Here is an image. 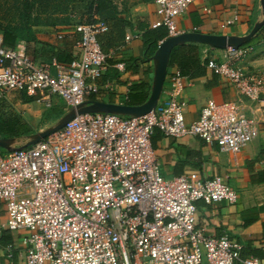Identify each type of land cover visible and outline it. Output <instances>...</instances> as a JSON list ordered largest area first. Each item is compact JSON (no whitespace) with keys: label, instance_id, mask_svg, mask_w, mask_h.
Segmentation results:
<instances>
[{"label":"built area","instance_id":"2783aa9c","mask_svg":"<svg viewBox=\"0 0 264 264\" xmlns=\"http://www.w3.org/2000/svg\"><path fill=\"white\" fill-rule=\"evenodd\" d=\"M192 1L154 0L159 19L153 27L178 34L176 17ZM74 29L80 54L69 63L39 61L24 46L0 40V98L25 90L41 94L47 107L58 96L68 109L97 93V80L112 58L98 40L108 24L93 14ZM243 47L223 49L221 61L210 54L206 65L264 108V73L240 65L247 54ZM115 67L123 70L125 64ZM183 86L180 73H172L167 95L143 115L78 114L28 147L0 151L3 227L28 232L22 239L25 264H263L255 255L243 256L242 243L228 234L212 236L197 224V201L233 204L237 190L218 174L165 177L151 138L159 128L237 153L264 128V117L246 116L235 101L208 99L188 123L187 102L179 96ZM12 248L6 247L10 258Z\"/></svg>","mask_w":264,"mask_h":264},{"label":"crops","instance_id":"0c3cea01","mask_svg":"<svg viewBox=\"0 0 264 264\" xmlns=\"http://www.w3.org/2000/svg\"><path fill=\"white\" fill-rule=\"evenodd\" d=\"M93 3L94 12L90 13L89 20L95 14L107 22L108 29L100 35L102 37L104 35V45L112 53L106 70L97 80L99 91L94 93L96 99L140 104L148 98L154 76L153 61L150 57H145L144 42L145 32L154 28L152 24L159 19L154 0H94ZM53 15H57L55 16L57 18L43 21L32 18L31 21L25 20L23 23L15 24L19 27L28 24L35 38L31 40L18 38L13 47L24 46L26 52L39 61L54 58L61 63H69L79 56L80 35L74 26L89 20L78 21L76 15L70 12L64 18H60L61 14ZM234 15L238 16L237 19L227 23ZM261 18L260 0H193L188 9L176 17V24L179 33L200 31L243 35ZM2 35L3 29H0L1 42ZM60 35L62 37H58ZM127 35L131 38L126 39ZM251 43H255V51L244 57L240 65L249 71L264 73V68L260 69L264 67V25L245 45ZM195 44L201 48L200 59L203 67L195 70V73L200 74L193 79L181 74L178 67L168 66L162 95H167L170 75L178 72L184 81L179 96L187 102L186 122H192L199 117L201 108L208 99H213L217 103L235 101L243 114L262 120L264 108L240 94L228 80L207 67L206 63L204 65L210 54H214L218 61L223 60L225 50L218 48L211 50L204 44ZM118 62L125 64L123 70L115 67ZM6 96L25 118L44 116L47 108L54 115L62 109L67 110L58 96H52V104L46 108H42L44 102L39 93L34 95L36 97L34 101L27 103L20 100L19 90H13ZM56 119L49 121L54 122ZM151 144L159 160L161 173L165 177L193 171L205 178L215 174L224 176L227 183L237 190L238 201L233 204L222 201L211 205L202 200L197 201V224L205 227L206 232L212 236L228 234L232 239L242 243L243 256L255 255L264 264L263 126L261 125L257 136L237 153L222 151L216 144H208L194 135L168 136L159 128H155ZM6 219V207L0 200V264H25L26 246L22 239L28 232L12 231L3 227ZM9 244L13 245L11 258L8 257L6 249Z\"/></svg>","mask_w":264,"mask_h":264},{"label":"water","instance_id":"95a60500","mask_svg":"<svg viewBox=\"0 0 264 264\" xmlns=\"http://www.w3.org/2000/svg\"><path fill=\"white\" fill-rule=\"evenodd\" d=\"M262 18L254 23L250 31L243 35L238 34H216L200 31L181 32L168 36L160 42L157 49L150 57L154 65V76L151 91L148 98L140 104H126L99 99H86L76 106L68 108L51 125L38 131L29 133L21 138L0 137V148L11 151L28 147L49 134L61 129L68 121L78 114L83 113H114L118 115L139 116L155 108L165 86V79L172 50L184 43L204 44L211 48L238 49L249 43L264 25V0H260ZM22 141L20 144L17 142Z\"/></svg>","mask_w":264,"mask_h":264},{"label":"trees","instance_id":"16d2710c","mask_svg":"<svg viewBox=\"0 0 264 264\" xmlns=\"http://www.w3.org/2000/svg\"><path fill=\"white\" fill-rule=\"evenodd\" d=\"M90 21V20H89ZM3 29L2 43L8 46H13L16 39L22 38L24 40H31L35 38V35L31 27L26 24L25 26H0ZM168 37V31L166 26L160 25L149 29L144 34L145 42V57H151L157 49L159 43ZM104 35H98V40L101 44V48L105 53L109 52V48L104 45ZM110 45V44H109ZM207 46V45H204ZM210 48L209 46H207ZM217 49V48H214ZM201 48L195 43H184L177 45L171 53L169 66H176L179 68L181 74L187 75L190 78L197 77L200 73L195 70L201 69L203 66L200 59ZM110 61V59H108ZM207 63L205 59L204 65ZM20 91V100L24 103L34 101L36 97L29 95L25 90ZM95 94H91L88 99H96ZM49 108L46 109L45 115L49 119H56L60 116L64 110L62 109L57 114H53ZM30 129L26 118L18 112L15 107L8 101L7 96L0 98V137H17L21 138L29 133ZM2 149V148H0ZM3 150V149H2Z\"/></svg>","mask_w":264,"mask_h":264},{"label":"rangeland","instance_id":"374dc122","mask_svg":"<svg viewBox=\"0 0 264 264\" xmlns=\"http://www.w3.org/2000/svg\"><path fill=\"white\" fill-rule=\"evenodd\" d=\"M93 2L94 0H0V26L15 25L23 23L25 20L31 21L32 18H38L40 21L57 18L55 17L57 15L53 14H61L60 18H64L68 16L69 12L76 15V20L87 21L90 18V13L94 12L92 9ZM86 14L89 15L86 16ZM254 45L255 43L244 45L243 48L247 50L245 58L248 57L249 53L255 51ZM263 68L261 67L260 69ZM42 108H46V106L43 104ZM64 112L60 113V115ZM120 116L127 117V115ZM26 118L32 132L43 129L53 123L46 116ZM21 142L19 141L16 144Z\"/></svg>","mask_w":264,"mask_h":264}]
</instances>
